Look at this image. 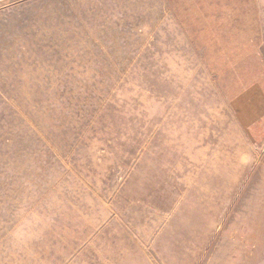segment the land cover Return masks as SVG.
Segmentation results:
<instances>
[{
	"label": "rangeland",
	"instance_id": "rangeland-1",
	"mask_svg": "<svg viewBox=\"0 0 264 264\" xmlns=\"http://www.w3.org/2000/svg\"><path fill=\"white\" fill-rule=\"evenodd\" d=\"M0 264H264V0H0Z\"/></svg>",
	"mask_w": 264,
	"mask_h": 264
}]
</instances>
